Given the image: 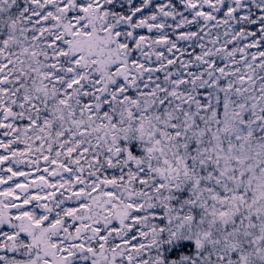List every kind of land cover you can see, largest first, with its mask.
Returning <instances> with one entry per match:
<instances>
[{
  "label": "snow or ice",
  "instance_id": "1",
  "mask_svg": "<svg viewBox=\"0 0 264 264\" xmlns=\"http://www.w3.org/2000/svg\"><path fill=\"white\" fill-rule=\"evenodd\" d=\"M0 264H264V0H0Z\"/></svg>",
  "mask_w": 264,
  "mask_h": 264
}]
</instances>
